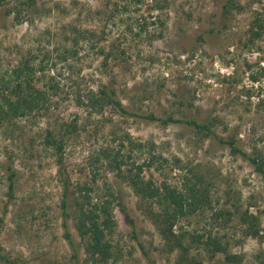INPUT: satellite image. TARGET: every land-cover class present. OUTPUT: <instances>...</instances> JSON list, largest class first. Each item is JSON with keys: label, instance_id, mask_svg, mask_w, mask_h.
<instances>
[{"label": "rangeland", "instance_id": "374dc122", "mask_svg": "<svg viewBox=\"0 0 264 264\" xmlns=\"http://www.w3.org/2000/svg\"><path fill=\"white\" fill-rule=\"evenodd\" d=\"M239 1L242 9L230 14L227 28L206 35L201 43L195 37L218 20L222 0H166L162 10L152 9L151 0H146L126 11L118 7L122 0H36L39 12L31 13L28 20L23 14L19 24L6 14L17 0L2 2L0 72L32 47L50 49L53 41H59L61 28L70 24L104 31L101 43L118 46L124 53L118 52L105 67L95 51L81 50L70 68L60 64L49 71L63 86L48 110L37 118L0 124V264H7L5 259L15 264H75L61 225L62 179L67 177L71 185L89 180L92 158L102 148L117 149L125 137L147 146L153 143L155 153L168 161L158 170L144 168L145 179L180 185L185 175L199 173L211 182V205L174 227L175 235L184 234L185 252L176 245V237L170 241L158 231L148 213L151 206L141 201L128 182L98 165L101 175L94 183V196L101 195L107 185L120 202L113 212V243L119 251L115 264H176L181 257L200 264H227L222 253L211 257L197 245L194 235L209 232L227 242V249L240 255L242 264H264V178L247 161L190 127L122 116L110 105L101 112H88L79 102V98L85 100L88 89L109 85L128 110L198 120L210 113L219 118L217 134H232L240 147L248 152L255 149L264 158V108L256 106L259 98L264 99V40L256 41L259 49L245 45L251 22H264V0ZM155 17L164 22L163 27ZM144 18L147 23L154 21L148 30L162 31L161 38L148 39L139 32ZM253 73L259 81L252 85L255 94L247 98L242 88L251 87ZM185 101L192 103L190 110L180 104ZM71 122L77 128L64 136L60 168L55 150L45 143V133L59 134V127ZM144 156V150L132 154L136 163ZM9 168L15 172L11 194ZM235 207L259 217L258 236H247L237 215L231 220L214 218L220 209ZM68 229L82 264L83 242L72 217Z\"/></svg>", "mask_w": 264, "mask_h": 264}, {"label": "trees", "instance_id": "16d2710c", "mask_svg": "<svg viewBox=\"0 0 264 264\" xmlns=\"http://www.w3.org/2000/svg\"><path fill=\"white\" fill-rule=\"evenodd\" d=\"M4 0H0V5ZM146 0H122L118 7L124 11L131 6L140 7ZM166 6V0H151V8L162 10ZM242 9L239 0H222L221 11L218 20L207 29L202 30L195 40L202 42L206 35L219 34L224 31L230 20V14L233 11ZM38 4L36 0H17L13 7L7 9L6 14L12 15L17 24L23 20L24 14L27 18L31 13H38ZM158 26L163 27L164 22L155 17ZM150 25L154 21L146 22L143 19L139 32H145L148 39L161 38L162 31L156 32V29L149 32ZM131 30V29H130ZM59 41L57 39L50 45V49L44 47H32L26 53H22L16 62L6 67L0 72V124L10 125L17 119L37 118L42 115L41 112L48 110L56 101L62 92V86L53 76L49 75L52 68L63 64L66 68L71 67V62L79 58L81 50H93L97 55L102 56V65L107 67L108 62L116 59L118 52L124 53L118 46H105L101 41L105 37L104 31L97 32L88 28H80L74 25L62 27L60 30ZM138 35V32L136 33ZM246 46L259 49L256 41L264 40V22L254 19L246 30ZM54 35V34H53ZM55 36V35H54ZM48 43V44H49ZM41 48H44L42 50ZM250 68V65H248ZM251 87L242 88L247 98L253 95V84L259 79L255 73L249 75ZM264 84V83H263ZM262 84L259 86L261 90ZM255 94V93H254ZM79 98V97H78ZM85 100L79 98L82 106L86 110L94 113L101 112L102 108L110 105L115 108L122 116L134 117L141 120L156 122L161 125L179 124L190 127L199 135L210 138L217 144L227 147L231 154L236 155L247 161L253 169L264 178V158L261 153L248 152L238 145L232 134L221 136L215 131L219 118L210 113L204 119L198 120L195 117L172 115L157 116L153 113H140L138 111L128 110L121 101L116 98L115 91L109 85H99L96 89H88L85 94ZM84 102V103H83ZM188 110L191 109L190 101L180 102ZM258 108H264V99H260L256 105ZM76 123H63L59 127V134L52 130H46L45 143L51 146L57 154L59 167L62 166L64 136L71 134L76 130ZM124 142L127 143L128 150ZM153 143L148 146L144 143H135L131 138L125 137L121 140L117 149L102 148L99 153L92 158L88 165L94 167L89 180L77 182L75 185L69 183V179H62V198L60 201V217L62 219L63 236L72 250V259L75 264H79L78 245L74 241L69 229V218L74 219L75 228L83 242L85 258L82 264H115L119 259V251L113 243V234L116 228L114 219V208L120 205L118 197L111 186L103 187L101 195L94 196V183L100 177V168L98 165L105 166L106 169L114 171L118 176L125 179L132 187L134 192L140 197L142 202H146L149 208V215L152 223L166 239L176 237V245L188 252L182 243L184 234L179 232L175 235L174 227L180 226V220L186 216L195 214L204 207L209 208L211 205V182L204 175L192 173L191 176L185 175L180 185H172L168 182L157 183L153 179L143 177L144 168H155L156 170L168 164L167 159L161 154H156ZM144 150L145 156L141 162L136 163L132 157L134 151ZM131 162V163H130ZM175 162H179L177 159ZM103 164V165H102ZM15 172L7 169L8 192L12 193L14 187ZM70 193V198L68 197ZM156 207L152 211V207ZM234 206V205H233ZM71 207L73 211H71ZM123 210V209H122ZM214 218H226L231 220L234 215L240 217L242 224L245 226L246 235L256 237L259 235L260 221L257 215L240 212L237 207L234 210H222L215 212ZM2 218L0 219V222ZM132 227L134 221H130ZM195 241L201 246L209 256L216 253L224 255V261L227 264H242L240 255L231 253L227 248V242H224L217 233H208L206 235L196 234ZM170 240V241H171ZM139 247L147 256L141 243ZM3 258V257H2ZM181 257L176 264H200L196 259L183 261ZM7 264H15L11 259H5ZM52 264H59L57 262ZM150 264H153L152 262Z\"/></svg>", "mask_w": 264, "mask_h": 264}]
</instances>
